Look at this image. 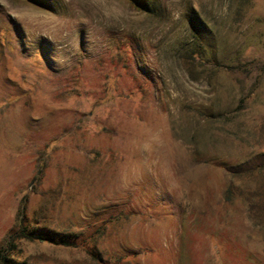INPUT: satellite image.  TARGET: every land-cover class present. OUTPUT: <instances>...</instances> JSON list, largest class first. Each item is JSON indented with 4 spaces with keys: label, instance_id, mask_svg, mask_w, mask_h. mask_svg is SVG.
<instances>
[{
    "label": "rangeland",
    "instance_id": "374dc122",
    "mask_svg": "<svg viewBox=\"0 0 264 264\" xmlns=\"http://www.w3.org/2000/svg\"><path fill=\"white\" fill-rule=\"evenodd\" d=\"M264 0H0V264H264Z\"/></svg>",
    "mask_w": 264,
    "mask_h": 264
},
{
    "label": "trees",
    "instance_id": "16d2710c",
    "mask_svg": "<svg viewBox=\"0 0 264 264\" xmlns=\"http://www.w3.org/2000/svg\"><path fill=\"white\" fill-rule=\"evenodd\" d=\"M263 170H264V167H263ZM263 178H264V176H263ZM261 186H264V185H262V183H261ZM264 189V188H263Z\"/></svg>",
    "mask_w": 264,
    "mask_h": 264
}]
</instances>
